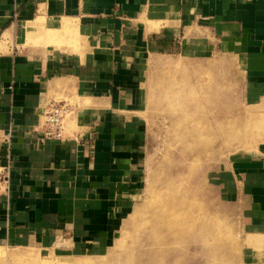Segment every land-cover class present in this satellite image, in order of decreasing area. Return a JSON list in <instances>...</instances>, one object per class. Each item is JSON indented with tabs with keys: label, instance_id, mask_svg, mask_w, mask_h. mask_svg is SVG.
Here are the masks:
<instances>
[{
	"label": "crops",
	"instance_id": "obj_1",
	"mask_svg": "<svg viewBox=\"0 0 264 264\" xmlns=\"http://www.w3.org/2000/svg\"><path fill=\"white\" fill-rule=\"evenodd\" d=\"M198 53L235 56L245 99L264 106V0H0V243L101 251L143 179L149 60ZM60 101L65 137H45ZM230 170L248 262L264 264V142Z\"/></svg>",
	"mask_w": 264,
	"mask_h": 264
},
{
	"label": "rangeland",
	"instance_id": "obj_2",
	"mask_svg": "<svg viewBox=\"0 0 264 264\" xmlns=\"http://www.w3.org/2000/svg\"><path fill=\"white\" fill-rule=\"evenodd\" d=\"M147 67L138 112L144 175L107 245L95 252L68 239L0 243V264H250L230 160L264 142V106L245 99L233 55H161ZM161 208L177 213L178 224L163 213L156 220Z\"/></svg>",
	"mask_w": 264,
	"mask_h": 264
},
{
	"label": "built area",
	"instance_id": "obj_3",
	"mask_svg": "<svg viewBox=\"0 0 264 264\" xmlns=\"http://www.w3.org/2000/svg\"><path fill=\"white\" fill-rule=\"evenodd\" d=\"M71 112V106L65 101L48 104L42 116L44 136L55 139L64 138L66 134V120ZM10 177V166L0 163V198H6L9 195Z\"/></svg>",
	"mask_w": 264,
	"mask_h": 264
},
{
	"label": "bare ground",
	"instance_id": "obj_4",
	"mask_svg": "<svg viewBox=\"0 0 264 264\" xmlns=\"http://www.w3.org/2000/svg\"><path fill=\"white\" fill-rule=\"evenodd\" d=\"M166 62V61H165ZM168 62V61H167ZM169 63V62H168ZM153 64V63H152ZM157 64V63H156ZM159 65H161V64H159ZM156 66V65H155ZM154 67V66H153ZM164 67H166V68H168L167 66H164ZM160 69V68H159ZM191 200H192V198H191ZM186 201H188L187 199H186ZM185 201V202H186ZM190 201V200H189ZM161 202V201H160ZM159 202V203H160ZM195 202V199H193L192 200V202L190 203L191 205H192V203H194ZM156 205H158L157 203H156ZM161 205V204H160ZM159 206V205H158ZM165 207V206H164ZM183 207V206H182ZM160 208V207H159ZM191 208V207H190ZM183 209V208H182ZM193 208H191V209H189V210H192ZM182 211V210H181ZM183 212V211H182ZM158 213H159V215H158ZM157 214H155V217H156V220H158L159 218H161V214L163 213L164 215H163V220H169L170 222H174V223H176V224H178V222H177V220H178V218L179 217H176V214L175 213H173V211H171V210H168V208H161L160 209V211L158 212ZM180 214H181V212H180ZM157 215H158V218H157ZM179 215V214H178ZM182 215V214H181ZM185 215V214H184ZM186 218H184V220H185ZM189 224V223H188ZM188 224H184V226L186 227V226H188ZM189 225H191V224H189ZM193 225V224H192ZM189 227H193V226H189ZM180 228V227H179ZM186 229H189V228H186ZM192 231V230H191ZM180 235V234H179ZM180 249V248H179ZM163 258V257H162Z\"/></svg>",
	"mask_w": 264,
	"mask_h": 264
}]
</instances>
